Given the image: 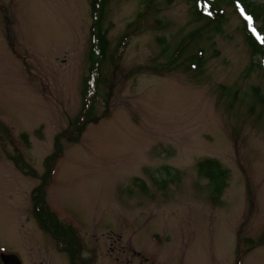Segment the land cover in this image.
I'll list each match as a JSON object with an SVG mask.
<instances>
[{
  "label": "rangeland",
  "instance_id": "obj_1",
  "mask_svg": "<svg viewBox=\"0 0 264 264\" xmlns=\"http://www.w3.org/2000/svg\"><path fill=\"white\" fill-rule=\"evenodd\" d=\"M92 1L0 0V252L74 264L32 212L58 153L47 200L78 232L75 264H264V54L236 8L222 4L216 31L191 0H110L109 52L76 140ZM203 159L229 171L219 199Z\"/></svg>",
  "mask_w": 264,
  "mask_h": 264
},
{
  "label": "trees",
  "instance_id": "obj_2",
  "mask_svg": "<svg viewBox=\"0 0 264 264\" xmlns=\"http://www.w3.org/2000/svg\"><path fill=\"white\" fill-rule=\"evenodd\" d=\"M153 2L155 0H149ZM172 1V0H169ZM193 1V14L195 15L197 21H202L205 23V26H214L216 31H222L223 20L225 19V10L222 7V4L229 3L236 8V11L241 14V9H243V14H241L244 31L247 39V43L251 48V53L253 56H258L264 54V42H261V39H258L257 36L263 38L264 36V4H257L251 2L250 0H191ZM110 0H93L92 1V17H93V33H92V45H91V61L92 69L90 75L86 80L85 86V97H84V106L83 111L76 118L75 129L72 130L70 135L74 136L76 140L83 134V130L86 126V123L89 120L90 115L92 114L93 105L92 101L97 93L98 84L100 79H102V73L100 71L103 61L105 60L109 50V38L108 30L103 27L104 17L106 12V7ZM211 12V15L207 13ZM246 16L252 17V26L256 29V34H254L249 26L248 20L245 19ZM263 18V24L258 25V21ZM192 39L196 38V35H190ZM190 39V38H189ZM187 44V43H186ZM187 45L178 47V54L182 53L183 49ZM191 63L196 67V62H201L200 59L195 57L191 58ZM259 67L263 70L264 73V64L259 62ZM90 91H93V96ZM260 97V96H259ZM261 98V97H260ZM67 133V131H66ZM22 137L25 140H28V134L23 133ZM73 138V137H71ZM61 157L60 154H55L50 156L47 160L51 163L50 168H48L47 174L49 176L48 182L44 183V188L39 187L35 190V195L32 199V212L33 215L37 218L42 228L49 232L53 238L59 244V247L63 251H68L72 256V259H75L79 256L81 251V240L78 236V232L74 226L63 223L57 214L51 209L48 200H47V189L48 183L52 180L55 170V160ZM198 169L202 176L208 178L212 184L213 198L219 199L218 197L222 194L224 188L227 186L229 171L221 167L220 162L215 159H203L198 163ZM144 185V183H143ZM247 243H252L253 247H256L258 242L253 241L252 239H246ZM263 241V239H261ZM260 242V241H259ZM261 243V242H260ZM76 255V256H75ZM89 264V263H87Z\"/></svg>",
  "mask_w": 264,
  "mask_h": 264
},
{
  "label": "water",
  "instance_id": "obj_3",
  "mask_svg": "<svg viewBox=\"0 0 264 264\" xmlns=\"http://www.w3.org/2000/svg\"><path fill=\"white\" fill-rule=\"evenodd\" d=\"M3 264H22L20 257L16 254H2Z\"/></svg>",
  "mask_w": 264,
  "mask_h": 264
},
{
  "label": "snow or ice",
  "instance_id": "obj_4",
  "mask_svg": "<svg viewBox=\"0 0 264 264\" xmlns=\"http://www.w3.org/2000/svg\"><path fill=\"white\" fill-rule=\"evenodd\" d=\"M243 9H241V14H243ZM208 15H211L212 13L211 12H208L207 13ZM245 19L248 20V26L250 28V30L256 34V29L252 26V17L251 16H246ZM258 39H261V42H264V38H260L259 36H257Z\"/></svg>",
  "mask_w": 264,
  "mask_h": 264
},
{
  "label": "flooded vegetation",
  "instance_id": "obj_5",
  "mask_svg": "<svg viewBox=\"0 0 264 264\" xmlns=\"http://www.w3.org/2000/svg\"><path fill=\"white\" fill-rule=\"evenodd\" d=\"M8 253H11L10 251H7ZM2 252H0V254H1ZM0 264H3L2 263V260H1V258H0Z\"/></svg>",
  "mask_w": 264,
  "mask_h": 264
}]
</instances>
